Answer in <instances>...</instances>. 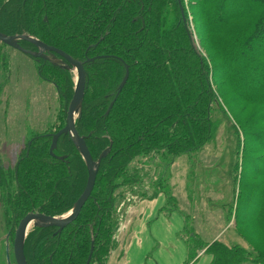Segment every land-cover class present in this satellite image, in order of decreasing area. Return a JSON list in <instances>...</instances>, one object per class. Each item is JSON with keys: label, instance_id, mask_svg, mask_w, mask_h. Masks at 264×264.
Here are the masks:
<instances>
[{"label": "trees", "instance_id": "16d2710c", "mask_svg": "<svg viewBox=\"0 0 264 264\" xmlns=\"http://www.w3.org/2000/svg\"><path fill=\"white\" fill-rule=\"evenodd\" d=\"M181 3L185 19L178 0H0L2 33L34 36L82 61L95 58L85 63L87 83L76 128L94 160L110 148L79 216L62 232L56 226L30 230L27 264H108L123 219L120 201L149 173L134 160L160 155L172 162L202 150L216 132L214 104L229 110L243 134L241 143L236 129L238 190L230 217L247 246L219 238L204 241L187 215L188 262L205 249L211 264H264V0H189L190 10ZM189 12L206 55L195 46ZM20 44L38 50L26 40ZM36 62L39 77L55 86L61 108L57 123L33 134L13 167L0 166V205L12 243L29 212L61 216L70 211L89 176L68 134L50 154L53 135L66 125L73 72L67 64ZM125 65L129 77L118 93ZM159 186L169 208L177 209L167 181Z\"/></svg>", "mask_w": 264, "mask_h": 264}, {"label": "rangeland", "instance_id": "374dc122", "mask_svg": "<svg viewBox=\"0 0 264 264\" xmlns=\"http://www.w3.org/2000/svg\"><path fill=\"white\" fill-rule=\"evenodd\" d=\"M184 3L190 10L189 0ZM187 19L196 48L206 55L196 31L198 24H194L190 12ZM36 59L39 58L0 44V166L6 168L15 165L19 152L33 134L55 125L58 120L59 96L55 86L39 77ZM4 63L8 64L3 66ZM71 71L75 82L77 71ZM228 111L226 107L213 105L216 132L202 150L177 156L172 162L165 161L160 155L134 160L133 163L144 165L149 173L139 187L127 191L120 201L123 219L116 228V239L120 244L126 235L125 224L129 215L134 216L140 207L156 198L161 181L166 180L168 186L165 187L176 200L177 209L190 216V226L204 241L213 242L219 238L228 244L247 246L234 230V216L230 217L238 190H235L234 170L239 141L236 129L242 136L241 143L243 134ZM241 161L239 159L240 165ZM240 172L241 167L238 174ZM3 217L0 205V264H16L13 243L8 241ZM116 252V249L112 251L108 264H112Z\"/></svg>", "mask_w": 264, "mask_h": 264}, {"label": "water", "instance_id": "95a60500", "mask_svg": "<svg viewBox=\"0 0 264 264\" xmlns=\"http://www.w3.org/2000/svg\"><path fill=\"white\" fill-rule=\"evenodd\" d=\"M178 1L181 6L183 18L185 19L184 8L182 7L181 0ZM20 40L29 41L30 43L34 44L38 48V50L34 51L24 48L20 44ZM0 41L34 58H43L45 60L51 61L54 64H59V65L67 64L66 66L68 67V69L70 70L76 69L77 71L74 92L67 110L66 125L53 135L52 144L50 147V154L54 156V150L57 147L59 137L62 134H68L72 138L73 142L75 143L76 147L78 148L79 152L81 153L83 159L86 162L89 172L87 185L83 193L79 197V199L76 201L73 208L67 213L61 216H50L45 213L32 211L29 212L26 216H24L20 220L15 230L13 250H14L16 263L27 264L24 248H25V240L30 230L35 226H56L58 227V232H62L66 226L72 223L79 216L84 204L90 197L93 188L95 186L100 162L102 158L106 157L107 154L110 152V148H107L101 154L98 160H94L86 143L85 137L81 136L76 128V119L78 118L82 108V103L85 97V89L87 83V71H86L85 63L93 62L95 58H87L86 61H82L66 53L64 50L55 46L48 45L45 42L39 40L38 38L28 34L8 35L0 31ZM46 52L57 53L63 59L51 58L46 54ZM125 67H126V72L122 79V82L118 87V93L123 89L129 77V66L125 65ZM112 105L113 103L110 105L109 110L111 109ZM59 158L63 159V157H59Z\"/></svg>", "mask_w": 264, "mask_h": 264}, {"label": "crops", "instance_id": "0c3cea01", "mask_svg": "<svg viewBox=\"0 0 264 264\" xmlns=\"http://www.w3.org/2000/svg\"><path fill=\"white\" fill-rule=\"evenodd\" d=\"M167 203V194L159 191L148 205L129 215L126 235L123 243H117L112 264H211L212 256L205 249L188 262L187 215Z\"/></svg>", "mask_w": 264, "mask_h": 264}, {"label": "flooded vegetation", "instance_id": "af4514ba", "mask_svg": "<svg viewBox=\"0 0 264 264\" xmlns=\"http://www.w3.org/2000/svg\"><path fill=\"white\" fill-rule=\"evenodd\" d=\"M46 53H48V52H46ZM39 59H43V58H39ZM43 60H45V59H43ZM45 61H49V60H45ZM51 62V61H50Z\"/></svg>", "mask_w": 264, "mask_h": 264}]
</instances>
